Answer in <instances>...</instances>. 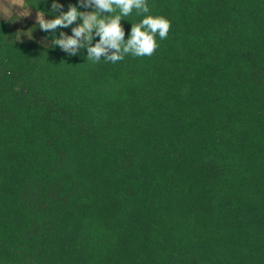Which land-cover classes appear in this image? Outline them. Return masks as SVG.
Listing matches in <instances>:
<instances>
[{
	"label": "trees",
	"instance_id": "trees-1",
	"mask_svg": "<svg viewBox=\"0 0 264 264\" xmlns=\"http://www.w3.org/2000/svg\"><path fill=\"white\" fill-rule=\"evenodd\" d=\"M146 3L117 63L0 13V264H264V0Z\"/></svg>",
	"mask_w": 264,
	"mask_h": 264
},
{
	"label": "clouds",
	"instance_id": "clouds-1",
	"mask_svg": "<svg viewBox=\"0 0 264 264\" xmlns=\"http://www.w3.org/2000/svg\"><path fill=\"white\" fill-rule=\"evenodd\" d=\"M78 5H69L64 11L63 5L53 0L50 11L54 18L46 19L43 11L37 12L35 17L42 31L53 33V47L59 46L69 56L77 55L81 49L87 50L86 60L93 62L103 58L117 63L126 55L151 56L158 47L156 35L161 40L166 39L170 29V21L165 17L145 15L139 23L131 24L125 39L121 20L133 9L138 15L149 13L146 0H78ZM69 26H72L71 35L59 31V36H55L56 31ZM95 37L99 39L93 44Z\"/></svg>",
	"mask_w": 264,
	"mask_h": 264
},
{
	"label": "rangeland",
	"instance_id": "rangeland-1",
	"mask_svg": "<svg viewBox=\"0 0 264 264\" xmlns=\"http://www.w3.org/2000/svg\"><path fill=\"white\" fill-rule=\"evenodd\" d=\"M0 13L5 16L17 14L22 18L36 21V13L24 7V0H0Z\"/></svg>",
	"mask_w": 264,
	"mask_h": 264
}]
</instances>
